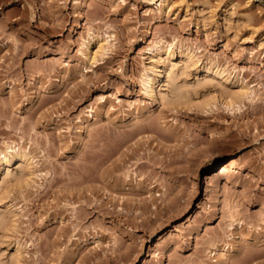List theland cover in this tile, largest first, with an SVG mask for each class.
Masks as SVG:
<instances>
[{"label": "rangeland", "instance_id": "obj_1", "mask_svg": "<svg viewBox=\"0 0 264 264\" xmlns=\"http://www.w3.org/2000/svg\"><path fill=\"white\" fill-rule=\"evenodd\" d=\"M181 52L241 102L158 95ZM7 145L1 262L264 264V0H0Z\"/></svg>", "mask_w": 264, "mask_h": 264}, {"label": "bare ground", "instance_id": "obj_2", "mask_svg": "<svg viewBox=\"0 0 264 264\" xmlns=\"http://www.w3.org/2000/svg\"><path fill=\"white\" fill-rule=\"evenodd\" d=\"M102 47L103 46H101V48ZM180 57L182 58L184 63H183V66L180 65L181 68L179 70V73L175 69L176 64L171 63V62L166 63L164 65V67L162 68L163 74L160 73L161 75H164V77H165L166 84H164V86L167 85V87H168V92L167 93L165 92V95L161 94L158 89L156 90V88H155V83H156L155 79L156 78H149L148 79L147 84H148V88L151 90L152 95H153L154 91L156 90L158 92V95L160 94V96L164 100L172 101V102L191 103V102H193V97L195 95H197V93L199 92V89L201 87L205 86L207 83H214L215 85L218 86V91H220V93L225 96L226 104L228 103L229 105H232L235 103H240L244 94L248 92V89L247 88L243 89V87H242V90H240V91L231 90L230 87H228L226 85L227 84L226 81H229L230 77L225 74V70H221L219 68H216V66L212 65L211 63H207L203 69L201 68L203 71H202V73L200 72L201 75H198L196 77V79L194 80V83L187 82L186 78H182V80L180 81L179 77L183 74H186V69L189 66L195 64V59L190 54L181 52ZM180 64H181V62H180ZM211 91H212V89H211ZM204 93H206V92H204ZM204 93H203V95H204ZM199 94H198V96H199ZM207 94H208V92L206 93V96H204V97H207L208 96ZM198 105L204 107L205 103H199ZM11 146L12 145H7V147L5 149L0 150V200H3L6 198L5 192H3V188L5 186L4 185L5 182H7V177L9 175H13L14 179H16V180L23 178L25 176V173H26L24 171L29 164V152H26L24 149H21L20 147L18 149L14 148V150L11 151V150H9V147H11ZM232 158H234V157H232ZM12 163H15L16 165L17 164L18 165L15 168H12ZM235 163H236V159H231L230 162L222 163L221 166H223V170H224L229 166H234ZM9 177H11V176H9ZM10 180H13V179H10ZM9 222H11V219ZM9 222L7 221L6 218H4L3 216L0 215V230H3V231L6 230L10 226V225H8ZM0 264H11V262L5 263V262L0 261Z\"/></svg>", "mask_w": 264, "mask_h": 264}]
</instances>
